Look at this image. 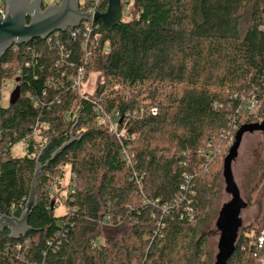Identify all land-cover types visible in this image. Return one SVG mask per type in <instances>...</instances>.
<instances>
[{
	"label": "trees",
	"instance_id": "obj_1",
	"mask_svg": "<svg viewBox=\"0 0 264 264\" xmlns=\"http://www.w3.org/2000/svg\"><path fill=\"white\" fill-rule=\"evenodd\" d=\"M128 4L108 32L97 22L87 57L66 31L13 46L1 58L0 100L5 82L15 88L7 105L0 101V214L19 216L37 157L43 169L27 234L12 239L0 232V264H212L207 232L221 207V180L216 162L207 171L203 165L227 131L252 122L240 118L242 99H264V0ZM60 45L71 54L56 64ZM84 58L85 78L101 74L88 98L65 78L69 64ZM115 84L132 94H120ZM168 85L181 86L180 93L167 94ZM116 113L120 138L100 122ZM20 141L26 153L13 157ZM66 169L69 211L56 215L60 203L49 189H61ZM257 175L251 190L261 185L264 199V165ZM185 176L193 196L182 204L191 201L195 220H179L180 205L157 227L150 211L158 209L143 197L171 200ZM262 202L261 218L240 229L226 264H260L250 241L264 226Z\"/></svg>",
	"mask_w": 264,
	"mask_h": 264
},
{
	"label": "water",
	"instance_id": "obj_2",
	"mask_svg": "<svg viewBox=\"0 0 264 264\" xmlns=\"http://www.w3.org/2000/svg\"><path fill=\"white\" fill-rule=\"evenodd\" d=\"M103 12L89 15L79 11L78 0H59L58 3L42 6L41 0H5L4 14L0 15V61L14 44H27L34 39H46L55 31L66 32L83 21L100 22L105 32L122 20L121 0H106ZM264 133V118L260 122L240 125L234 134V142L222 162L224 190L230 200L223 203L215 220L219 232L213 264H226L235 250V241L242 226L241 211L247 206L234 181L231 164L237 157L238 148L246 132ZM71 141V140H70ZM69 141V142H70ZM69 142L63 144L53 155V159ZM47 163L45 164V166ZM43 169L36 159V166L29 185V193L23 211L19 216L0 214V232L8 231V236L18 239L29 231L28 218L37 205L36 192L38 178ZM54 201H51L53 208Z\"/></svg>",
	"mask_w": 264,
	"mask_h": 264
},
{
	"label": "rangeland",
	"instance_id": "obj_3",
	"mask_svg": "<svg viewBox=\"0 0 264 264\" xmlns=\"http://www.w3.org/2000/svg\"><path fill=\"white\" fill-rule=\"evenodd\" d=\"M45 5H50L59 2V0H42ZM79 2H84V0H79ZM132 3V0L129 2ZM126 10V9H124ZM131 15V14H130ZM125 12L122 18H125ZM101 77L99 72H90L88 77L85 78V72L83 77V82L81 87L79 86L76 90L81 96H92L94 95L97 81ZM86 79V80H85ZM15 84L13 80H9L4 83L2 88V99L0 100L1 103L5 106L9 103L11 99V92L14 90ZM114 90H118L122 95H129L132 94L130 91L127 90L126 87H123L120 84L114 85ZM167 94L171 92V94H179L181 91V86L179 85H168L164 87ZM110 88H106V91L109 92ZM134 92V91H133ZM165 94L162 93L160 97H163ZM146 94L140 95L139 98L141 99ZM255 102V101H254ZM252 102V104H254ZM146 103V102H143ZM251 114L249 117L252 119V122H260L264 118V99L261 101H257L255 105H251L250 107ZM250 110V111H251ZM243 115V116H242ZM248 114H241L240 118H246ZM110 120L111 123L110 124ZM110 120L106 119L105 115L101 117L100 122L103 124L109 125L111 128H116L118 126L117 120L115 123L113 122L112 118ZM251 123V122H244ZM240 127V126H239ZM237 131V130H236ZM234 130H229L223 136L222 140L218 141L217 147L214 149V158L213 163L216 162V168L219 169V176H220V190H219V197H220V204L226 203L230 200V195L227 194L224 190V181L221 175L222 172V162H220L219 158L222 156L224 148H230L232 145V140L234 137L235 132ZM124 133V130H122ZM11 155L13 157H20L25 155L26 153V145L23 141L17 142L11 147ZM168 154V153H167ZM225 157V156H224ZM264 165V133L261 131H253V132H246L241 140V143L238 148L237 157L232 161L231 168L233 173V178L235 183L237 184L240 195L242 199L247 203V206L241 211L240 217L242 220L241 228H246L254 223H257L261 218V209L264 199L261 198V185L252 192L251 187L256 183L257 177V170H259ZM68 177L69 172L68 169L65 170V174L61 182V189L60 194L63 195L68 189ZM254 178V181H253ZM53 195V193H50ZM263 197V196H262ZM264 198V197H263ZM67 207L64 204H59L56 206L54 212L56 215H62L66 213ZM218 215V214H217ZM216 215V217H217ZM215 219L212 221L210 225H208L209 231L207 232V245L209 246L210 250L213 252V261L216 254V243L219 237V232L215 228ZM240 228V229H241ZM240 229L238 233L240 232Z\"/></svg>",
	"mask_w": 264,
	"mask_h": 264
},
{
	"label": "built area",
	"instance_id": "obj_4",
	"mask_svg": "<svg viewBox=\"0 0 264 264\" xmlns=\"http://www.w3.org/2000/svg\"><path fill=\"white\" fill-rule=\"evenodd\" d=\"M4 4H5V0ZM129 1L130 0H121V4H122V17L125 13H128V6H129ZM79 2V0H78ZM88 3V4H85ZM84 2H79V11L81 12H85L89 15H94L96 12H103L104 10H100L99 6L101 3V0H85ZM0 15L4 14V8L2 5V1L0 0ZM126 9V10H124ZM130 16V14H129ZM98 29V24L97 22H92V21H83L79 24V26L72 28V29H67V31H69V35L72 39H80L81 44H82V48L83 50L86 52L85 57H87V55L90 54V52L88 51L89 47L91 46L92 40H95L99 37V32L97 31ZM62 33L61 31H55L54 33H52L51 35H53L55 38ZM51 35H49L48 37H50ZM47 37V38H48ZM46 38V39H47ZM50 40V39H49ZM91 41V42H90ZM90 43V44H89ZM17 44H14L13 46H16ZM12 46V47H13ZM31 55L35 54L34 51L30 52ZM59 56L57 59L56 64H62L63 61L67 58H69L70 56V50L68 51L63 45L59 46ZM83 64H75V63H70V70L66 73L65 78L67 83H69L70 88L73 91L78 90L77 88L80 86L83 82V77H84V72H85V68H84V64L86 63V59L84 58L82 60ZM29 64V62H26L25 65L27 66ZM20 72H18L19 74ZM84 97V96H82ZM84 98H88V96L84 97ZM255 101V102H254ZM252 102H254V104H252ZM255 103H257V100L255 99H249V98H243L242 99V103L239 106V113L242 114H251V112L253 110L250 109L251 105H255ZM251 110V111H250ZM117 116L118 114H115V118L105 115L106 119L110 120V118H112L113 122L115 123V120H117ZM110 124L111 120H110ZM109 126V125H108ZM232 128H236L233 124ZM109 131L115 133L117 138L122 137V130L118 131L116 128H111L109 126ZM27 147V143L25 141H23ZM234 142V137L232 140V144ZM126 157V156H125ZM214 158V152L211 153V155L207 154V160L206 163L203 165V170L207 171L209 168V164L210 162H212ZM186 177V184H182L180 186V189L173 195L171 200L168 201H164L161 202L159 200V198H149L144 196L142 203L146 204V205H151L154 208H157L158 211L155 210H151L150 211V217L153 220H156V224L157 227L160 228L161 225H163L159 219L160 217H162V214H168L170 211L179 208V206H182L181 211L178 213L177 217L179 220H186L188 222H193L195 220V213L193 210V207L191 205V201L189 199H187V201L185 202V204H182V202L184 201L185 198H188L187 195L193 196V192H192V187L190 185V176H185ZM189 181V182H188ZM188 184V185H187ZM50 192L49 193H53V196L55 197L54 200L59 201L60 204H64L65 202V193L63 195H61L59 192L60 190H56L50 187ZM69 209L67 208L66 213H68ZM110 224V220L109 217H106L103 221L102 224ZM93 245H96V242H93ZM250 245L253 248V254L254 257L257 259V261L260 264H264V226L253 236L252 240L250 241Z\"/></svg>",
	"mask_w": 264,
	"mask_h": 264
},
{
	"label": "flooded vegetation",
	"instance_id": "obj_5",
	"mask_svg": "<svg viewBox=\"0 0 264 264\" xmlns=\"http://www.w3.org/2000/svg\"><path fill=\"white\" fill-rule=\"evenodd\" d=\"M42 1V0H41ZM58 3V2H57ZM42 6L45 7L46 5L42 2Z\"/></svg>",
	"mask_w": 264,
	"mask_h": 264
}]
</instances>
